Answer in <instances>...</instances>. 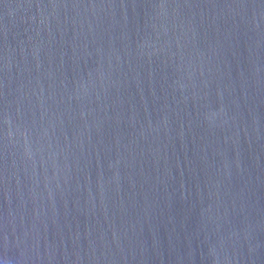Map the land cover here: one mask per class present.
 Here are the masks:
<instances>
[{"label": "water", "instance_id": "95a60500", "mask_svg": "<svg viewBox=\"0 0 264 264\" xmlns=\"http://www.w3.org/2000/svg\"><path fill=\"white\" fill-rule=\"evenodd\" d=\"M0 264H264V0H0Z\"/></svg>", "mask_w": 264, "mask_h": 264}]
</instances>
